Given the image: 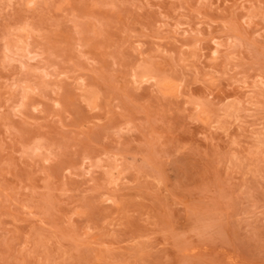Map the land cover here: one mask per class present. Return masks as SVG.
Returning <instances> with one entry per match:
<instances>
[{"label": "rangeland", "instance_id": "374dc122", "mask_svg": "<svg viewBox=\"0 0 264 264\" xmlns=\"http://www.w3.org/2000/svg\"><path fill=\"white\" fill-rule=\"evenodd\" d=\"M0 264H264V0H0Z\"/></svg>", "mask_w": 264, "mask_h": 264}]
</instances>
